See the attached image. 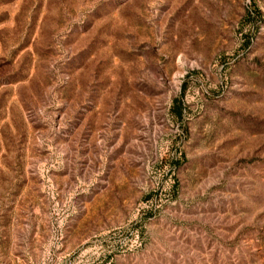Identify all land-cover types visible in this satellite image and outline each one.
Segmentation results:
<instances>
[{
    "label": "rangeland",
    "instance_id": "1",
    "mask_svg": "<svg viewBox=\"0 0 264 264\" xmlns=\"http://www.w3.org/2000/svg\"><path fill=\"white\" fill-rule=\"evenodd\" d=\"M0 264H264V0H0Z\"/></svg>",
    "mask_w": 264,
    "mask_h": 264
}]
</instances>
